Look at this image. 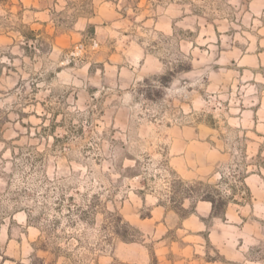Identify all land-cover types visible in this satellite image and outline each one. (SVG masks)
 <instances>
[{"label": "rangeland", "instance_id": "obj_1", "mask_svg": "<svg viewBox=\"0 0 264 264\" xmlns=\"http://www.w3.org/2000/svg\"><path fill=\"white\" fill-rule=\"evenodd\" d=\"M0 264H264V0H0Z\"/></svg>", "mask_w": 264, "mask_h": 264}, {"label": "trees", "instance_id": "obj_2", "mask_svg": "<svg viewBox=\"0 0 264 264\" xmlns=\"http://www.w3.org/2000/svg\"><path fill=\"white\" fill-rule=\"evenodd\" d=\"M205 200H208L211 204H212V206L214 207L215 206V200L212 198V197H206L205 198Z\"/></svg>", "mask_w": 264, "mask_h": 264}]
</instances>
